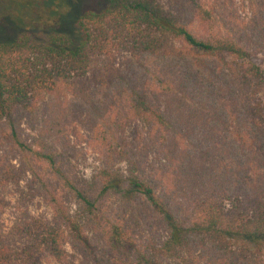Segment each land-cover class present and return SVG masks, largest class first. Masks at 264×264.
Segmentation results:
<instances>
[{"label":"trees","instance_id":"1","mask_svg":"<svg viewBox=\"0 0 264 264\" xmlns=\"http://www.w3.org/2000/svg\"><path fill=\"white\" fill-rule=\"evenodd\" d=\"M244 1L250 15L238 35L210 29L200 0H186L193 22L164 0H45L70 11L54 9L43 28L1 21L0 135L28 167L22 196L47 210L26 204L9 231L15 239L0 228V264H264V2ZM84 80L88 93L122 84L126 115L144 129L118 138L110 114H98L108 138L94 196L54 140L31 146L14 123L18 109ZM141 150L153 152L149 167ZM5 165L0 216L4 190L20 183L18 168ZM109 195L141 206L161 233L148 230L147 216L130 221L103 207Z\"/></svg>","mask_w":264,"mask_h":264},{"label":"rangeland","instance_id":"2","mask_svg":"<svg viewBox=\"0 0 264 264\" xmlns=\"http://www.w3.org/2000/svg\"><path fill=\"white\" fill-rule=\"evenodd\" d=\"M200 1L211 12L212 21H210L208 27L213 30L219 29L222 33L238 35L242 21L250 15V9L247 8V3L244 0ZM258 1L264 2V0ZM164 3L166 7H173L174 10L178 9L183 15V20L193 22V17L189 14L191 5L186 0H164ZM56 8V12L70 11V7L67 5L58 7L55 2L46 5L45 0H0V25L3 24L1 21H4L6 16H12L18 18L21 25L31 26L32 28L50 26L53 24V19L49 15ZM48 17L50 18L48 19ZM5 25L7 26V24ZM116 64L117 62L114 65L117 66ZM262 66L264 68V62ZM84 81V84L80 82L74 87L72 92L65 88L57 90V92L41 100L37 108L31 112L18 109L15 112L14 123L20 138L31 146L40 148L44 143L54 140L55 146L63 157L61 160L66 165L70 176L84 190L94 196L100 186L97 174L102 167L105 156L100 142L108 138L104 122L99 119L102 111L110 114L111 117L108 122L115 126H113V129L117 130L118 138L127 135L130 140H134L139 136H143L144 129L141 128L139 122H135L126 115L125 101H123L119 92L123 88L122 84L113 87H96L88 93L85 92L84 88L88 86L85 84H89V82ZM77 87L79 92H77ZM91 97L97 105L94 110L84 103V100L88 102ZM98 114L100 115L98 116ZM152 153L151 150H147V153L141 150L138 153L140 160L147 167L154 162ZM9 162H12L18 168L17 172L20 171L18 175L20 183L18 188L9 185L8 189L4 190L9 205L5 207L3 215L0 216V228L5 232L10 231L12 223L25 210L26 204H29L28 208L31 207V210L38 212H46L47 210L44 203L39 199H37V202L30 203L29 198L26 199L25 195L22 196L26 191H24L25 183L31 179L28 167L20 154L11 148L4 136L0 135V171H5L2 168H5V164ZM36 168L38 172L46 174L45 182L50 188H57L61 191L58 180L52 174H49L50 169L43 170L41 166H36ZM12 182L14 181L12 180ZM18 193L21 196L20 201L17 203L12 196H18ZM64 198L67 201L69 200L66 197ZM119 202L120 200L117 197L109 195L103 199V207L127 216L130 221L134 220L137 216L136 213H139L140 217L147 216L148 230L161 233L162 227L156 218L145 214L141 206H128L122 201L120 205ZM131 210H134V212ZM7 235L11 239L14 238L11 232ZM96 236L98 237V234ZM45 264L56 263L46 260Z\"/></svg>","mask_w":264,"mask_h":264}]
</instances>
